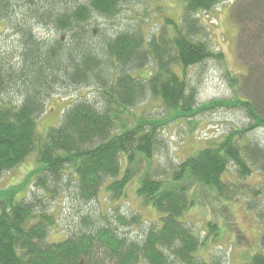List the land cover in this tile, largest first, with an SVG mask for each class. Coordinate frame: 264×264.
Wrapping results in <instances>:
<instances>
[{
    "label": "trees",
    "instance_id": "16d2710c",
    "mask_svg": "<svg viewBox=\"0 0 264 264\" xmlns=\"http://www.w3.org/2000/svg\"><path fill=\"white\" fill-rule=\"evenodd\" d=\"M132 1L0 0V39L13 33L17 40L0 46V177L31 155L36 162L19 184L0 188V264H225L214 248L218 225L207 222L201 238L187 219L203 187L226 201L249 195L245 204L262 219L263 231L259 249L242 264H264V181H247L255 171L264 174V145L250 134L264 129V0H240L231 10L239 26L237 58L247 73L228 80L240 94L201 104L188 71L222 62L224 54L203 39L196 15L225 0H184L180 21L166 19L153 33L131 26L107 34L94 24ZM36 25L53 26L58 36L38 37ZM60 88L90 92L68 102L59 122L42 132L39 118ZM151 98L160 101L158 115L139 109ZM222 108L241 110L248 123L163 168L164 129ZM230 165L238 183L225 178ZM133 183L142 205L160 214L148 227L138 216L118 214L115 222L138 226L136 234L104 219L108 210L100 208L96 219L82 211L104 192L122 200ZM61 194L76 217L53 241L59 218L51 203Z\"/></svg>",
    "mask_w": 264,
    "mask_h": 264
},
{
    "label": "rangeland",
    "instance_id": "374dc122",
    "mask_svg": "<svg viewBox=\"0 0 264 264\" xmlns=\"http://www.w3.org/2000/svg\"><path fill=\"white\" fill-rule=\"evenodd\" d=\"M240 0H225L217 5L209 14L196 16L201 19L200 23L205 26L204 38L216 52L224 54V60H210L201 67H193L188 71L190 84L195 87L197 102L199 104L215 98H229L240 94L238 84L228 80V74L233 77L242 78L246 75L247 68L244 63L237 58V41L239 26L231 16V10ZM132 3V4H131ZM123 6L116 17L110 20L100 18L94 20V24L105 30L107 34H117L129 27L137 28L141 26L145 33H153L161 29L162 23L166 24V19L180 21L184 0H134ZM5 29V23H0V32ZM38 37L54 39L58 36L53 26L43 27L36 25L35 29ZM15 35L11 33L9 38H1L0 46H15ZM147 71L142 70L141 73ZM90 91L82 89H59L58 95L51 97L47 103V110L39 118V130L44 132L48 127L56 125L64 107L68 102L77 99L82 94ZM139 109H144L149 114L158 115L163 109L160 101L151 98L148 102L141 104ZM248 123L246 116L239 109L222 108L209 110L203 114H198L191 118H180L171 122L164 129L165 138L169 142L167 151L159 153L160 163L167 169L177 165L182 160L195 155L200 149L207 145L208 140L219 137L230 129L243 126ZM199 126V127H198ZM251 136L257 138L264 145V129H255L250 132ZM35 155H31L27 160L16 168L5 172L0 177V188L9 185L19 184L28 171L36 166ZM225 178L236 183L237 174L235 168L230 165L229 172ZM250 184L256 185L264 181V174L253 172L248 180ZM30 195L39 194V190L28 188ZM196 196L199 197L197 205L190 209L187 219L191 225L196 226L200 232V237L205 236L204 230L209 221L215 222L219 227V246L214 247L222 254L225 264H242L250 255L259 249L258 242L263 231L262 219L258 218L255 211L247 208L245 201L249 195L240 196L231 201L216 197V193L206 191ZM106 193H102L100 198L88 205H81L82 211L92 215L93 218H100L99 209L105 215L107 221L118 227L121 232L131 231L136 234L138 231L135 225L123 227L116 221L118 214L131 218L138 216L141 220V227H148L159 218V212L152 207L143 206L141 200L136 195V185L133 183L127 189V196L122 200L106 198ZM245 198V199H243ZM52 208L55 209L59 222L57 230L50 235V239L58 241L69 232L73 218L74 209L70 198L66 194H61L52 201ZM74 214V215H73ZM101 214V213H100ZM102 220V219H100ZM191 220V221H190ZM101 222V221H99ZM129 231V232H130ZM211 240V239H210ZM213 247V246H211Z\"/></svg>",
    "mask_w": 264,
    "mask_h": 264
},
{
    "label": "bare ground",
    "instance_id": "6f19581e",
    "mask_svg": "<svg viewBox=\"0 0 264 264\" xmlns=\"http://www.w3.org/2000/svg\"><path fill=\"white\" fill-rule=\"evenodd\" d=\"M199 127V126H198ZM25 178V177H24Z\"/></svg>",
    "mask_w": 264,
    "mask_h": 264
}]
</instances>
